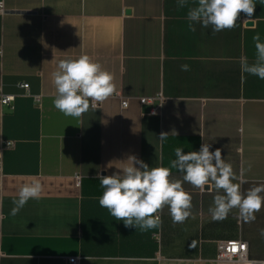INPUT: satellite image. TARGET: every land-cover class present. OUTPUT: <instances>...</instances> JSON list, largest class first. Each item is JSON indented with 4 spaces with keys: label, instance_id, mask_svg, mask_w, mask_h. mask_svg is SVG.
Returning <instances> with one entry per match:
<instances>
[{
    "label": "crops",
    "instance_id": "crops-1",
    "mask_svg": "<svg viewBox=\"0 0 264 264\" xmlns=\"http://www.w3.org/2000/svg\"><path fill=\"white\" fill-rule=\"evenodd\" d=\"M0 3V91L15 96L11 105L0 101V264H67L71 257L81 264H232L218 260L217 247L234 240L248 244L249 260L264 262V207L252 222L237 209L213 221L215 192L183 182L192 215L174 224L166 206L161 226L141 232L99 205L96 178L118 171L129 155L170 167L177 147L187 153L209 143L232 164L243 192L264 184V80L240 65L242 56L255 60L253 36L264 41V0H255L251 20L241 13L234 28L215 33L200 23L189 29L193 0L182 8L177 0ZM81 55L113 75L116 92L74 118L54 107L51 74L61 59ZM172 177L182 181L183 173L172 169ZM33 179L42 184L40 198L10 215L20 187Z\"/></svg>",
    "mask_w": 264,
    "mask_h": 264
},
{
    "label": "clouds",
    "instance_id": "clouds-1",
    "mask_svg": "<svg viewBox=\"0 0 264 264\" xmlns=\"http://www.w3.org/2000/svg\"><path fill=\"white\" fill-rule=\"evenodd\" d=\"M178 7H185L189 0H177ZM194 6L187 13L189 29L195 31L194 23L203 27L211 26L213 33L236 26L241 13L251 20L255 13V0H193ZM255 60L248 62L247 57L240 58L242 73L255 75L264 80V41L259 33L253 36ZM0 55H3L0 50ZM182 71L188 65H181ZM55 87L54 107L65 116L80 118L91 109L96 110L116 92L114 77L104 70L102 65L88 55L78 58L61 59L51 74ZM168 133L159 135L161 141ZM211 145L203 143L199 151L185 153L184 149H175V159L170 167H150L135 155H129L122 161L118 171L110 175H97L103 189L99 205L108 210L117 221H123L126 228L147 232L161 226L160 212L166 206L172 222L184 223L192 215V195L182 186L187 182L200 192H215L213 205L209 213L213 221L227 218L233 209L239 211L246 222L255 220V212L264 207V184L241 190L240 177L231 163L222 157V150L210 151ZM172 169L183 173L182 181L172 177ZM251 165L244 171H250ZM43 187L38 179L24 183L13 201L10 215L15 216L29 199H39ZM264 235V230H261Z\"/></svg>",
    "mask_w": 264,
    "mask_h": 264
},
{
    "label": "built area",
    "instance_id": "built-area-1",
    "mask_svg": "<svg viewBox=\"0 0 264 264\" xmlns=\"http://www.w3.org/2000/svg\"><path fill=\"white\" fill-rule=\"evenodd\" d=\"M4 5L0 3V14L4 13ZM18 87L28 92V84H19ZM0 101L4 105H11L15 101V96L4 95L0 91ZM144 103L145 100H142ZM128 103L125 101L122 103V107L126 108ZM14 143L8 142L5 144L6 148L13 147ZM218 260L220 262L232 263V264H264L261 261H251L248 257V244L242 240L234 241H222L218 243ZM67 264H81L79 257H71L67 259Z\"/></svg>",
    "mask_w": 264,
    "mask_h": 264
}]
</instances>
